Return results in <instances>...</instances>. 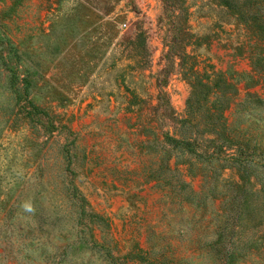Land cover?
<instances>
[{"label": "rangeland", "instance_id": "374dc122", "mask_svg": "<svg viewBox=\"0 0 264 264\" xmlns=\"http://www.w3.org/2000/svg\"><path fill=\"white\" fill-rule=\"evenodd\" d=\"M0 264H264V0H0Z\"/></svg>", "mask_w": 264, "mask_h": 264}]
</instances>
